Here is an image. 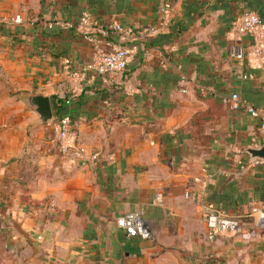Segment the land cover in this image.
I'll use <instances>...</instances> for the list:
<instances>
[{
  "label": "crops",
  "instance_id": "0c3cea01",
  "mask_svg": "<svg viewBox=\"0 0 264 264\" xmlns=\"http://www.w3.org/2000/svg\"><path fill=\"white\" fill-rule=\"evenodd\" d=\"M162 1L0 0L26 20L0 25V264H264V161L242 151L264 119V48L231 30L243 8L264 20V0H174L167 18ZM115 22L131 55L99 74ZM21 90L70 99L83 154L60 151L51 121L30 127ZM207 202L240 229L208 239ZM126 212L149 237L118 226Z\"/></svg>",
  "mask_w": 264,
  "mask_h": 264
},
{
  "label": "built area",
  "instance_id": "2783aa9c",
  "mask_svg": "<svg viewBox=\"0 0 264 264\" xmlns=\"http://www.w3.org/2000/svg\"><path fill=\"white\" fill-rule=\"evenodd\" d=\"M173 0H163L160 10L167 18L172 9ZM89 16L87 14L81 16L82 22L87 21ZM25 21L21 13L16 12L9 18H4L0 15V22L8 24H21ZM59 24L60 21H56ZM104 34L115 33L118 40L122 43L115 44L110 50L95 51L92 59V68L99 74L114 76L123 72L127 66L129 57L131 55V47L125 45L123 42L130 36L129 29L124 28L120 23H113L107 27L99 29ZM231 30L237 34L250 35L254 40L255 51L262 52L264 48V20L255 10H244L237 14L231 21ZM83 37L88 40H94V32L87 31ZM237 58H241L240 52L236 53ZM78 71L73 75H77ZM247 76V75H243ZM70 99L66 98L65 103L69 104ZM228 102L232 108L244 109L251 116H257L258 110L249 102L240 99L236 92L230 94L229 97L223 99ZM54 118V117H53ZM51 124L56 131L59 149L62 153H67L69 149H75L79 154H83L84 149L77 146L73 131V121L70 112H64L57 119H52ZM264 143V119L260 121V131L256 145ZM97 158V153L92 152L86 158L89 161H94ZM259 161V160H257ZM264 161V160H260ZM202 217L205 224L206 236L208 239H213L221 233L232 232L235 233L240 229V220L234 216L226 214L223 210L216 207L213 203L207 202L202 208ZM264 220V209L262 211ZM117 224L123 228L128 236L140 235L142 237H149L150 233L141 217L137 212H126L117 217Z\"/></svg>",
  "mask_w": 264,
  "mask_h": 264
},
{
  "label": "water",
  "instance_id": "95a60500",
  "mask_svg": "<svg viewBox=\"0 0 264 264\" xmlns=\"http://www.w3.org/2000/svg\"><path fill=\"white\" fill-rule=\"evenodd\" d=\"M16 96L24 103L25 108L36 112V117L30 127L50 122L53 119L54 110L50 95L21 90L16 93ZM242 151L249 155L250 162L264 160V143L246 146Z\"/></svg>",
  "mask_w": 264,
  "mask_h": 264
},
{
  "label": "trees",
  "instance_id": "16d2710c",
  "mask_svg": "<svg viewBox=\"0 0 264 264\" xmlns=\"http://www.w3.org/2000/svg\"><path fill=\"white\" fill-rule=\"evenodd\" d=\"M173 2H174V0L172 1V3ZM248 9H250V8H243L240 12H242L244 10H248ZM251 10H254V9H251ZM256 12L260 15V13L258 11H256ZM25 21L23 23H21V24H8V23H5V22H0V25H22V24L25 23ZM51 99H52L53 110H54V118H53L54 120L57 119V118H59V116L61 114H63L64 112H67L68 111V112L71 113V110H70L71 101L70 100H69L70 101L69 104H66L65 103L66 98L65 97H59L56 94H52L51 95ZM71 116H72V113H71ZM215 206L222 208L221 206H219L217 204H215Z\"/></svg>",
  "mask_w": 264,
  "mask_h": 264
}]
</instances>
